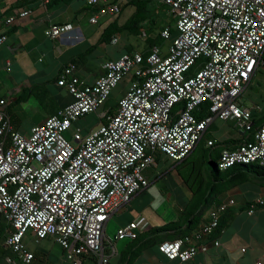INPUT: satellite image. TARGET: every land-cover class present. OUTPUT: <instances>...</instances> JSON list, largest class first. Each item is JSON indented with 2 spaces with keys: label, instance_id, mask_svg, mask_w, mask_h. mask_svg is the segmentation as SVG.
I'll list each match as a JSON object with an SVG mask.
<instances>
[{
  "label": "built area",
  "instance_id": "obj_1",
  "mask_svg": "<svg viewBox=\"0 0 264 264\" xmlns=\"http://www.w3.org/2000/svg\"><path fill=\"white\" fill-rule=\"evenodd\" d=\"M154 1L168 8L180 33L173 38L170 26L162 30V37L170 41L166 50L153 46L147 56L135 51L108 60L92 85L81 78L79 64L69 63L58 85L67 89L72 103L33 126L29 134L15 130L9 102L0 98V221L10 227L4 246L16 256H6L8 264H17V258L22 264L33 262L35 256L25 241L29 233L36 243L56 239L72 264H82L85 256L111 264L106 226L136 194L149 188L145 172L156 164L157 155L185 161L217 120L234 122L252 136L222 151L220 171L239 164L264 166V125L255 130L253 109L240 102L264 68V0ZM48 2L42 0L40 6ZM87 4L95 10L93 24L101 15L121 12L118 1L87 0ZM32 13L33 9L23 8L2 23L0 47L8 41L3 25L11 27ZM73 28L53 24L46 35L57 39ZM129 76L116 113L110 114L109 108L98 127L87 133L78 129L73 140L67 139L66 132L104 106ZM203 107L209 112L205 117L199 115ZM214 143L209 140L208 146ZM235 205L231 199L210 209L208 223L162 243L161 253L181 262L206 253L205 238ZM262 206L264 199H258L250 208ZM148 228L137 220L119 228L115 238L136 240ZM214 244L220 246L218 240Z\"/></svg>",
  "mask_w": 264,
  "mask_h": 264
},
{
  "label": "crops",
  "instance_id": "obj_2",
  "mask_svg": "<svg viewBox=\"0 0 264 264\" xmlns=\"http://www.w3.org/2000/svg\"><path fill=\"white\" fill-rule=\"evenodd\" d=\"M2 1L3 0H0V26L10 16L17 14L23 9H16L12 14L7 15L5 12L14 5L17 0H6L3 3ZM26 1L33 2L34 4L36 0ZM41 2L42 0H38L32 5L33 13L30 16L18 19L11 27L3 25L2 29L7 33L8 41L0 47V86L7 87L6 81L8 78L6 79L5 74L9 75L10 80L17 84V89L13 90L14 99L12 102L19 101L20 95L24 89L33 88L36 90L41 86L44 87L40 90H42L41 93L44 95V99L48 100V106L45 113L46 116L37 124L44 123L51 114L53 115L61 108L72 103L73 97L68 93L66 88L58 85L57 80L61 75L62 69L68 65L74 57L96 46L91 54L87 56L86 62L79 64L81 66V78L88 85H92L95 83L98 76L104 73L103 65L106 61L118 59L129 51L145 53L149 50L148 44H146L145 49H139L131 42L119 47L118 44H120L123 33L114 36L109 43H100L104 31L101 36L93 32L86 33V31H83L81 24L80 26L76 24V20H79L77 14L82 13V11H89L88 14L91 15L90 22L94 15V11L87 6V0H85L86 6L76 9V11L73 12L74 15H68L73 3L70 6H62L68 7L63 8L64 10L56 11L55 9L48 10L46 7H41ZM86 8L89 10H85ZM100 20L101 18L98 23H100ZM53 24H72L74 28L60 38L52 39L46 35V31ZM119 26L122 25L119 24ZM128 38L130 39V37ZM9 62L11 63L10 65ZM8 68H10V70H8ZM263 69L264 68L261 70ZM256 75L246 89L252 85ZM244 93L241 97V104L245 107L252 108L253 114H261L263 107L256 103H251V105L247 104L243 99ZM1 98L4 99V97ZM10 103L11 100L9 104ZM11 120L15 130H17L14 125L13 117H11ZM216 122L217 121L214 122L206 134L212 128L217 127ZM228 123L230 127L238 131L240 137H242L241 131L236 127V124L234 122ZM79 129H82L84 133L91 130H86L83 127ZM30 131L31 129L27 132H22V134H29ZM231 133L232 132L226 130V137L224 139L218 140L215 137H208L207 140L220 142L235 138ZM206 134L204 138H206ZM157 159L158 162L152 166V168L156 170L154 183L159 182L160 186L165 189L167 188L166 184L168 182L166 178H171L174 173L178 172L176 166L181 163H174L164 154H158ZM146 176L150 180L151 185L149 188L136 194L132 201L117 213L119 216L124 214L127 215L121 223L127 226L137 220L144 221L148 224L149 231L151 228L163 227L169 223L177 222L181 211L187 205L191 197V192L189 191L190 194L187 192L188 187L184 182L183 185H185L187 189L183 188L175 179L171 180L172 190H174V192L183 191L184 200L179 201V197L176 195V199L173 200L171 198V203L166 207L159 209V206H157L154 208V203L152 201L155 198L152 192V185H154V183L147 174ZM240 193H242L241 186L222 196L221 203L228 202L231 199L235 200L236 205L231 207V209L236 212V215L229 226L218 237L205 238L204 244L208 248L206 253L199 252L193 260L181 262L180 260L169 259L161 253L157 246H153L140 250L130 264H256L258 261H262L264 264V206L257 207L254 211L250 208V204L258 199H264V188L255 198L246 199L241 205L237 200V195ZM209 211L210 210L203 214L196 229L203 223H208L210 221ZM170 212L172 214L169 215ZM110 221L106 226L105 233L107 232ZM121 227H123L122 224L119 228ZM9 228V225L2 220L0 224V264H8L5 259L6 256L16 258L13 253L5 255L6 250L3 249L4 240L9 232ZM28 237V241L26 242L28 250L35 255V259L31 264H55L54 262L57 260L55 252L58 247L62 250V254L64 255V250L56 239L50 237L36 243L31 234H29ZM114 239V242H108L106 236V253L110 255L111 264H127L130 258L128 254L134 253V248H131L134 240ZM126 240H129V242L120 247L119 241ZM215 240L220 242V246H215ZM31 243L35 244L33 249L29 245ZM244 249L245 251H243ZM69 263L70 262H66L65 264ZM17 264H22L19 258H17ZM82 264H99V261L93 256H85L82 260Z\"/></svg>",
  "mask_w": 264,
  "mask_h": 264
},
{
  "label": "trees",
  "instance_id": "obj_3",
  "mask_svg": "<svg viewBox=\"0 0 264 264\" xmlns=\"http://www.w3.org/2000/svg\"><path fill=\"white\" fill-rule=\"evenodd\" d=\"M37 1L38 0H36L35 2ZM74 1L75 0H49L46 8L48 10H54L58 6H70ZM153 1L154 0H131L128 5H133L134 7H136L135 14L122 26H119L118 22L110 24L104 30L100 39V43H109L114 36L127 32L132 35H142L146 37L149 49L153 46L165 47L167 40L162 37V30L165 27L169 26H165L156 31V28H158L156 20H150V17H152L154 10L149 8V4ZM34 4L33 2H27L26 0H17V2L12 5L5 13L7 15L12 14L16 9L19 8L32 9V5ZM87 6L95 11L88 4ZM85 10L89 9L86 8ZM149 24L151 25L148 29H146L145 25ZM171 33L174 36L175 30L172 27ZM95 48L96 46L74 57L70 63L81 64L86 62L87 56H89ZM147 55L148 51L145 52V56ZM34 90L35 89L33 88L24 89V92L27 91L30 93V95H39V93H35ZM21 99L27 100L26 98L20 97L19 102L22 101ZM181 107L182 105L177 106L175 111H178ZM117 109L118 104L116 106V109H113V107H111L110 114L116 113ZM8 112L11 115L9 108ZM208 114L209 112L207 107H203L199 112V115L201 117H205ZM252 118L255 130L264 125V115L253 114ZM241 134L242 137L240 139L230 138L220 142L216 141L213 146H208L209 140L204 138L199 143L192 155L185 161L181 162V164L176 166V170L178 171L179 176L182 178L184 184L191 192V197L187 205L181 211L179 220L177 222L169 223L163 227L151 228L148 232L140 235L138 239L134 240L131 245V248H134V253H127L130 257H128L129 260L127 264H130L142 249L151 248L153 246H157L159 248L160 245L166 241H173L194 232L199 225L203 214L206 211L219 205L221 203L222 196L229 193L231 190L251 181H256L257 185H259L261 188H264V166H260L258 164H239L224 172L220 171L217 166L218 161L221 158V153L225 148H235L245 140L252 139L251 134L248 135L247 133L242 131ZM201 144V155H199L198 159L191 161L193 155L196 153ZM157 157L156 162H158ZM208 162L212 164V168L210 169V171H207V169L205 168L206 163ZM184 167H190L189 172H183ZM235 215L236 212L231 208L223 213L221 216L219 227L214 231L211 237H218L229 226L231 221L235 218ZM3 249L6 250L5 255L12 253L11 251H8L5 246H3Z\"/></svg>",
  "mask_w": 264,
  "mask_h": 264
},
{
  "label": "rangeland",
  "instance_id": "obj_4",
  "mask_svg": "<svg viewBox=\"0 0 264 264\" xmlns=\"http://www.w3.org/2000/svg\"><path fill=\"white\" fill-rule=\"evenodd\" d=\"M6 0H3L5 2ZM111 1H118L121 5V12L116 15H101L100 23L93 24L90 22V14L89 11H82V13L77 14L79 17V20H76V24L80 26L83 31L87 32H93L96 35L102 34L105 28H107L110 24L114 22H118L120 25L125 24L136 12V7L133 5H128V3L131 0H111ZM74 4V5H73ZM72 4V7L68 13V15H72L74 11L78 8H82L86 6L85 0H75ZM63 8L68 7H62L58 6L55 8L56 11L62 10ZM149 8L154 10L152 17H150V20H156V23L158 24V28H156V31L160 30L161 28L165 26H171L172 28L176 27V21L174 17L170 14L168 11V8L164 5L162 6L161 3L157 1H153L149 4ZM64 10V9H63ZM74 15V14H73ZM151 24L145 25L146 29L149 28ZM155 31V30H153ZM178 30H175V34L173 38H176L179 36ZM130 37V39L128 38ZM131 42L136 48L139 49H145L147 41L146 37L144 36H136V35H129V33H123L122 37L120 39V44H118L119 47L125 45L126 43ZM170 44V41H167L165 44L164 49L166 50ZM6 75V84L7 87L0 86V98L4 97L8 102L10 106V112L11 117H13L14 125L16 129L19 132H27L29 129H31L35 124H37L43 117L46 116L47 106H48V100L44 99V95L41 93L43 86L39 87L38 89L34 90L35 93L38 94H31L29 92L22 91V94L20 97L26 98L27 100L12 102L14 99V93L13 90L17 89V84L14 83L12 80H10L9 75ZM130 76L127 77L120 86H118L116 89L113 90L112 96L109 98L107 103L102 106L96 113H92L87 115L86 117L82 118L81 120L77 121L70 130L66 132V137L69 140H73L74 134L79 128H84L86 130H90L93 128L98 127L102 121L101 116L106 110H108L109 107H113V109H116V106L122 97V94L126 91L127 86L130 82ZM22 86V85H21ZM126 87V88H125ZM125 89V90H124ZM124 91V92H123ZM41 94V96H40ZM43 95V96H42ZM244 101L247 102V104L251 105V103L259 104L263 107V110L261 111V114L264 115V69L260 70L256 77L254 82L250 87H248L244 93L243 96ZM216 128H212L207 134L206 139L208 137H215L218 140H222L226 137L225 133L226 130L232 132L231 135L235 136L234 139H240V135L238 131L234 130L232 127H230L228 122H224L221 120H217L216 122ZM228 137V136H227ZM201 146H199L196 153L193 155L191 161L196 160L199 158V155H201ZM207 171H210L212 168V164L210 162L206 163ZM190 167H184L183 172L187 173L189 172ZM155 173L156 170L152 167H149L145 174H147L152 182H155ZM175 179L177 182H179L183 188H186L185 185H183L182 178L178 175V172L174 173L171 178L167 177L166 180L168 181L166 186L167 188H163L160 186L159 182L154 183L152 192L153 196L155 197L153 201L154 208L159 206V209H162L166 207L168 204L171 203V198L174 200L177 197H179V201L184 200V194L182 192H174L172 190L171 186V180ZM187 189V188H186ZM183 190V189H182ZM242 193L237 195V200L240 202V205L246 200V199H253L255 198L258 193L262 192L263 188H261L259 185H257L256 181H251L249 183H246L241 186ZM185 192V189H184ZM188 194H190L189 190L187 189ZM175 193V194H174ZM172 214L171 212L169 215ZM127 217V215H121L118 214L114 216V218L110 221L108 227H107V241L114 242V238L118 232L119 226H124L126 224L121 223L122 220H124ZM162 227V226H159ZM30 234V233H29ZM28 234V236H29ZM26 238V242L28 241V237ZM129 240L126 241H119L120 247L123 246L125 243H128ZM30 247L33 249L35 244H29ZM55 256L57 260L54 262L55 264H65L66 262H70L67 260L66 256L62 254V250L59 249V247L56 249ZM69 264H72L71 262Z\"/></svg>",
  "mask_w": 264,
  "mask_h": 264
}]
</instances>
